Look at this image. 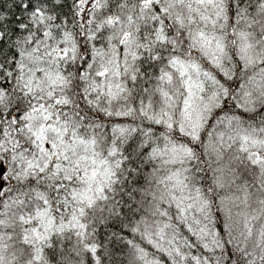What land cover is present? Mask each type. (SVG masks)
Wrapping results in <instances>:
<instances>
[{
    "label": "snow or ice",
    "instance_id": "obj_1",
    "mask_svg": "<svg viewBox=\"0 0 264 264\" xmlns=\"http://www.w3.org/2000/svg\"><path fill=\"white\" fill-rule=\"evenodd\" d=\"M0 264H264V0H0Z\"/></svg>",
    "mask_w": 264,
    "mask_h": 264
}]
</instances>
